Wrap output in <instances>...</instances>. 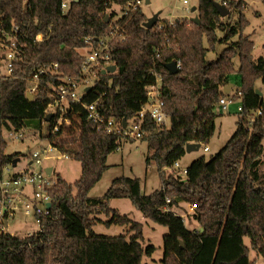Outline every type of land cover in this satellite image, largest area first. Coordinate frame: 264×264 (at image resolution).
<instances>
[{"label": "trees", "instance_id": "trees-1", "mask_svg": "<svg viewBox=\"0 0 264 264\" xmlns=\"http://www.w3.org/2000/svg\"><path fill=\"white\" fill-rule=\"evenodd\" d=\"M62 1L0 0V41L15 24L29 35L18 42L13 73L0 76V179L19 157L7 153L4 129L42 128L51 100L48 83L81 76L79 49L90 45L87 37L95 44L96 38L107 36L110 18L117 15L109 12L108 0H77L66 12ZM112 1L126 6L130 0ZM244 5L245 0L230 1L231 11L239 12L235 19L233 11L222 17L212 0H199L200 23L192 20L191 25L181 19L146 28L149 17L142 6L122 18L128 35L113 43L112 62L118 69L100 73L83 100L84 104L99 100L106 118L131 120L148 100V87L154 82L149 72L164 74L171 127H159L148 115L144 127L149 135L143 138L148 142L147 163L156 164L162 185L147 194L139 178L122 176L102 197H91L90 191L109 168L108 156L122 146L124 137L97 129L83 104L71 101V122L52 134L51 121L48 132L60 151L81 162L82 175L72 184L57 174L49 190L50 214L41 217L39 231L26 236L0 234V264H143L156 247L145 246L144 224L112 207L114 198L130 199L145 217L169 228L163 264H256L250 259L251 247L264 255V108L253 124L250 120L262 101L256 83L260 78L264 83V55H254L255 41L244 33L249 24ZM39 33L45 38L38 42L34 37ZM221 43L226 47L217 58H209ZM173 61L181 63L177 72L167 67ZM55 63L60 73L43 75L41 90L28 98L33 74ZM235 73L241 77L243 92L236 131L209 159L203 155L193 160L184 178L173 167L186 155L188 143H210L217 105L228 95L224 88L232 84ZM182 203L196 206L188 216L199 228H189L184 216L174 211ZM98 214L109 217V226L131 224L129 234L94 232Z\"/></svg>", "mask_w": 264, "mask_h": 264}, {"label": "built area", "instance_id": "built-area-1", "mask_svg": "<svg viewBox=\"0 0 264 264\" xmlns=\"http://www.w3.org/2000/svg\"><path fill=\"white\" fill-rule=\"evenodd\" d=\"M77 0H63L62 9L64 12L68 11ZM189 9L191 0H180ZM220 4L225 5L231 10V0H215ZM112 6L109 7V12L114 10L113 6L120 8V12L117 15L110 18V31L107 36L103 38H96L97 42L94 44L92 37H87V42L90 43L87 50L82 55V74L79 77H63L62 83L49 82L51 100L47 103L45 109L44 123L53 121L52 134L58 131L59 127L71 122L68 114L71 109V101L83 104L87 112L88 119L93 121L97 129H105L109 133L119 134L124 137V140L139 141L149 135L148 130L144 127L146 117L149 115L151 119L159 127H167L168 122H171V118L166 111V101L163 91L164 74L156 69L149 72L150 76L154 77V82L148 87V100L142 106L141 110L136 116L127 120V124L124 125L123 120H116L114 118H106L100 101H94L89 104H84V96L87 94V88L94 86L99 79L100 73L106 69L109 65L114 64L112 62L113 43L116 39L127 38L128 30L122 21L125 16L131 15L139 6L147 3V0H130L126 6L115 3L112 0ZM109 16V15H108ZM163 27V24L160 25ZM21 37L29 38L27 32L21 31L19 25L15 24L10 32H5L2 40L0 41V76L11 75L14 70L15 60L19 56L18 42ZM45 38L43 33H39L34 37L35 41H43ZM157 55H160V49L156 48ZM178 68H180V61L176 62ZM50 72L59 74V64L55 63L48 67L40 69L33 74L29 81L28 92L37 94L40 88V81L43 75ZM81 88H84L81 92ZM243 92L239 88L236 91L230 92L227 96L222 97L218 103L223 108H228L235 102L236 99L242 98ZM262 101L260 107L253 113L250 124L255 122L256 118L263 113L264 108V91L261 95ZM242 103L239 106V111H242ZM49 114H53L50 121L46 120ZM11 130V129H10ZM47 138L49 145L43 150H36L29 156V163L25 168H22L12 174L6 175L10 172L12 167H8L4 174V177L0 179L1 197H0V234L10 232L9 220L15 217L19 210H22L24 214L33 218L39 226H41V217L50 214L51 207L48 203L51 202L49 190L55 185L52 182L51 176L47 172V168H44L43 164L45 159L50 158L52 150L59 148L52 143L49 132L47 131ZM19 137H24V134H19ZM205 151H209V146L204 147ZM60 151V150H59ZM65 157H69L68 154L63 153ZM181 171L185 175L188 173V167L183 168L180 161H177L173 167ZM170 201V199H168ZM191 209L190 213L195 211L196 206L188 204Z\"/></svg>", "mask_w": 264, "mask_h": 264}, {"label": "rangeland", "instance_id": "rangeland-1", "mask_svg": "<svg viewBox=\"0 0 264 264\" xmlns=\"http://www.w3.org/2000/svg\"><path fill=\"white\" fill-rule=\"evenodd\" d=\"M150 3L142 5L148 17L156 13H160L161 21L174 22L175 20H184L191 25L192 18L198 16V11H192L194 6H198L199 0H191L189 9L180 0H150ZM244 13L247 16L249 24L244 30L245 34L251 36L255 41L254 55L259 57L264 55V3L262 0H245ZM114 10L120 12V8L113 6ZM233 11L235 19L238 18L239 12ZM231 11V12H232ZM207 45V43H206ZM226 47L221 43L217 45L216 52H209V58H217L219 53ZM85 48L79 49L80 53H85ZM236 68H239V59L235 60ZM232 84L234 90L241 88V77L235 73L232 75ZM257 88H263L264 83L260 78L256 83ZM84 88H81V92ZM240 99H236L228 108H223L217 105L216 113V130L213 138L208 144L210 151H205V144H201L200 148L191 152H187L182 158L181 166L187 168L189 163L193 160L206 156L209 159L212 155L219 152L232 138L237 128V121L239 120V106ZM167 127H171L169 121ZM48 124L44 123L41 129L25 126L19 130L12 128L11 130L5 128L4 136L8 142L7 153L19 154L20 162L18 166L12 167L14 172L23 168L29 161V156L36 150H43L48 147L49 140L47 138ZM23 133L24 137H19ZM64 152L57 149L52 150L50 158L45 159L44 168H53L51 180L56 182L57 174H61L68 182L75 184L82 175V164L80 161L65 157ZM149 153L148 142L144 139L139 141H131L125 139L122 146L115 152L108 156L109 168L104 172L101 180L92 188L90 196L93 198L102 197L111 186L114 179L122 176L137 177L141 180L142 189L145 193L150 194L162 185V180L159 170L154 162L147 163V155ZM264 172V164L262 166ZM181 175L185 178L186 175L181 171ZM8 176V175H7ZM111 206L118 209L121 214H126L133 220L141 221L144 224V244L145 246L153 244L156 250L152 256H145L143 264H163L164 256V236L169 233V228L165 225L154 222L147 218L143 213L132 203L128 198H114L111 201ZM174 211L184 216L186 225L191 229L199 228L197 223L191 216V212L187 203H182L174 208ZM107 217L105 214H98L96 222L93 226L94 232L98 234L115 235L120 233L129 234L131 224L127 227L122 225L107 224ZM10 233L15 236H26L39 231L40 226L33 218L27 217L22 210H19L17 215L9 220ZM245 243L251 247V239L245 238ZM251 261L256 260V264H264V255H258L251 247L250 254Z\"/></svg>", "mask_w": 264, "mask_h": 264}, {"label": "water", "instance_id": "water-1", "mask_svg": "<svg viewBox=\"0 0 264 264\" xmlns=\"http://www.w3.org/2000/svg\"><path fill=\"white\" fill-rule=\"evenodd\" d=\"M213 1V4L215 5V7L218 9V11L220 12L221 16L222 17H227L230 13H231V10L226 7L225 5L223 4H220L219 2L215 1V0H212ZM147 3H150V0H147ZM192 11H198V6H194L192 8ZM106 20L109 21V16H106ZM160 20V13H156L154 14L153 16L149 17L148 20L144 23V26L146 28H153L155 27V25L159 22ZM193 21L197 22V23H200V18L199 16H195L192 18ZM167 67L168 69L171 71V72H177L179 70L176 62H170L167 64ZM118 69V66L117 64H111L109 65L106 69H104L102 72L103 74H106V73H115ZM234 85L233 84H229L228 86H226L224 88V93L225 94H229L231 92V89ZM92 86H89L87 88V91L91 90ZM257 93L258 95H262L263 91L260 89V88H257ZM27 97L30 98V99H33L34 98V94L30 93V92H27ZM53 117V114H49L47 117H46V120L47 121H50ZM127 124V119H124V125ZM201 146L200 143H197V142H190L187 144L186 146V149H187V152H191V151H194V150H197L199 149ZM20 158H15L14 159V162H13V165L12 166H16L18 161H19ZM52 170L53 168L52 167H49L47 168V172L49 174L52 173ZM48 206L51 207L52 206V203L49 202L48 203ZM202 231H203V228H202Z\"/></svg>", "mask_w": 264, "mask_h": 264}, {"label": "crops", "instance_id": "crops-1", "mask_svg": "<svg viewBox=\"0 0 264 264\" xmlns=\"http://www.w3.org/2000/svg\"><path fill=\"white\" fill-rule=\"evenodd\" d=\"M151 2V1H150ZM232 91H234V86L232 87V89H231V92ZM205 147V146H204ZM11 154V153H10ZM18 158H20V157H18ZM20 160L21 159H19V161H18V163H17V165L16 166H18V164H19V162H20ZM28 163H29V161H28ZM28 163H27V165H28ZM181 163V162H180ZM190 164V163H189ZM27 165H24L23 166V168H25ZM16 166H14V167H16ZM13 167V166H12ZM12 169V168H11ZM22 169V168H21ZM20 170V169H19ZM16 171H18V170H16ZM16 171H14V172H16ZM14 172H12L11 170H10V172L9 173H7L6 175H9V174H12V173H14ZM175 208V207H174ZM134 220H136L137 221V219H134Z\"/></svg>", "mask_w": 264, "mask_h": 264}]
</instances>
